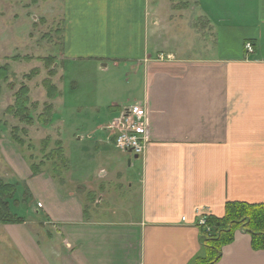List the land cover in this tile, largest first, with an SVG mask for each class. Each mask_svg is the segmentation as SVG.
<instances>
[{
    "label": "crops",
    "instance_id": "1",
    "mask_svg": "<svg viewBox=\"0 0 264 264\" xmlns=\"http://www.w3.org/2000/svg\"><path fill=\"white\" fill-rule=\"evenodd\" d=\"M178 1H63L65 62L130 64L135 98L112 99L109 120L145 104L151 142L127 175L99 163L98 184L32 176L30 203H10L25 222L0 223V264H197L206 254L201 216L264 202V0H182L190 21ZM170 22L192 44L181 35L151 44ZM104 124L98 154L113 157ZM216 264H264V249L239 229Z\"/></svg>",
    "mask_w": 264,
    "mask_h": 264
},
{
    "label": "rangeland",
    "instance_id": "2",
    "mask_svg": "<svg viewBox=\"0 0 264 264\" xmlns=\"http://www.w3.org/2000/svg\"><path fill=\"white\" fill-rule=\"evenodd\" d=\"M63 1L0 0V67L8 68L7 77L0 79V180L17 188L10 200L13 208L22 207L31 197L28 184L34 176V164L39 165L40 173L47 170L58 179L65 176L82 185H94L98 184L99 163L109 169H124L127 175L129 162H136L131 152L121 153L114 145L110 147L113 157L107 152L98 154V139L104 134L98 131V122L105 123L103 129L111 142L106 127L115 116L109 120L106 107L116 97L124 103L135 98L129 95L127 83L132 67L98 59L66 63ZM185 4L179 0L176 6L187 10L185 19L190 21L192 5L186 8ZM170 23L171 27L155 28V35L151 33L149 38L151 44L156 45L158 38L163 45L173 44L180 35L184 44H192L194 35L184 25L181 33H176V29L180 31L177 22ZM48 56H55V62L48 61ZM48 81L57 88L53 97L47 93ZM24 86L30 97L27 115L10 113L8 108ZM47 110L50 121L41 122L42 117H48ZM18 210L23 215V210ZM30 210L29 219L35 217V211ZM2 258L6 256L1 254L0 261Z\"/></svg>",
    "mask_w": 264,
    "mask_h": 264
},
{
    "label": "trees",
    "instance_id": "3",
    "mask_svg": "<svg viewBox=\"0 0 264 264\" xmlns=\"http://www.w3.org/2000/svg\"><path fill=\"white\" fill-rule=\"evenodd\" d=\"M48 61L55 62V56H48ZM7 67H0V79L7 77ZM48 96L53 97L57 88L51 81L47 82ZM29 89L22 87L16 97V102L8 108L10 113L27 115L30 103ZM41 122H49L51 115ZM28 118V116H26ZM32 174L38 175L41 171L39 165L32 166ZM17 188L13 184H7L0 180V223H24L25 218L12 212L10 200L14 199ZM19 204L17 200H14ZM203 230V243L206 254L196 260L197 264H216L222 255L223 246L234 240L235 232L239 229L246 230L252 236V245L255 249H264V202H228L225 214L222 217L205 216V224H201Z\"/></svg>",
    "mask_w": 264,
    "mask_h": 264
},
{
    "label": "built area",
    "instance_id": "4",
    "mask_svg": "<svg viewBox=\"0 0 264 264\" xmlns=\"http://www.w3.org/2000/svg\"><path fill=\"white\" fill-rule=\"evenodd\" d=\"M249 53L254 51L251 43L246 44ZM106 128L111 132V142L115 147L133 155L144 156L150 144L149 119L144 104L136 102L124 107ZM205 224V216L200 217Z\"/></svg>",
    "mask_w": 264,
    "mask_h": 264
},
{
    "label": "water",
    "instance_id": "5",
    "mask_svg": "<svg viewBox=\"0 0 264 264\" xmlns=\"http://www.w3.org/2000/svg\"><path fill=\"white\" fill-rule=\"evenodd\" d=\"M135 158H138L139 156L138 155H134Z\"/></svg>",
    "mask_w": 264,
    "mask_h": 264
}]
</instances>
